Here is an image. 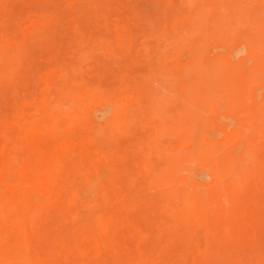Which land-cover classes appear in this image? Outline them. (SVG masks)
Masks as SVG:
<instances>
[{
  "label": "rangeland",
  "instance_id": "1",
  "mask_svg": "<svg viewBox=\"0 0 264 264\" xmlns=\"http://www.w3.org/2000/svg\"><path fill=\"white\" fill-rule=\"evenodd\" d=\"M233 1L234 0H0V150L3 147L1 152V154H3H0V169H2L0 173L3 174H0V184L2 183L0 190H4L3 192L0 191V195H3L0 199V205H4L5 208L4 213L0 215L2 217V219L0 217V220L6 223L3 225L4 222L0 221V228L3 227V229L0 230L3 235H7L0 239V249H2V247L4 248L6 244L14 245L16 241L24 242V244L27 245V248L24 246L25 253L27 252V254L33 255L35 251H39L38 254L36 253L38 257H35L36 254L33 255L34 259L36 258V263L38 262L37 264H112V261L113 264H116L117 261H121L122 259L125 264L127 261V264H135V255L133 256V261L129 262V259L132 260L130 255H132L133 252H138L136 253L137 258L135 259L136 263L140 262L138 264H147V262L149 264H264V20H262L264 18V0H235V3H232ZM261 16L263 18H261ZM258 19H260L259 22ZM256 23L258 24L256 25ZM231 24L233 26H231ZM175 29H178V31ZM176 31L180 32L176 33ZM242 32L243 34H241ZM240 35L242 40L240 39ZM253 35L255 37H253ZM256 36L258 39L260 38L259 41H257L258 39L255 41L257 38ZM19 44H21V48L17 50ZM242 45H245L246 48ZM256 45L257 48H255ZM237 48H240L241 51ZM22 49L23 52L21 51ZM13 51L14 53L16 51L14 55L17 56H14L15 58L12 57V59L9 58V56L11 53V56L13 55ZM17 51H19V55ZM236 53H238V55H236ZM231 54H233L236 59H234ZM258 56H260V59L262 57V59H258ZM20 57L21 59L19 60L18 58ZM235 60L236 62H234ZM243 61L245 63H243ZM216 64L218 67H215ZM193 65H195V68H193ZM258 66L260 67V72L262 71L263 73L258 72ZM257 67L258 70L256 71ZM213 69L215 74L212 72L213 76L212 74L209 75ZM203 70H206L207 73H203ZM249 70H251V74L248 72ZM194 71H196L195 74ZM230 71L231 75L229 74ZM234 71H236V73ZM9 73H11L10 76ZM16 73L18 78L15 77ZM20 74H22V77ZM13 75L15 79L17 78V80L20 79L22 81L18 82L12 79L11 76ZM196 75L198 76L196 77ZM214 75L215 78L213 81L215 82L212 81ZM210 77H212V79H210ZM203 78H206L204 80L205 83ZM216 78L217 80L220 78V81H216ZM252 80L255 82V85ZM216 82H218V84ZM207 83H209V85H207ZM249 83L253 85L249 86ZM202 84L206 85L205 88L204 85L202 87ZM210 84L215 87L212 86L213 88H211ZM225 84L227 85V90ZM3 85H5L4 88ZM6 85H8V88ZM221 85L223 86L221 87ZM189 86L195 87L193 88V92L189 90ZM206 87H209L208 90ZM203 89H206L204 90L205 93L200 91ZM229 89L232 90L230 91ZM235 89L236 91L238 90L237 95ZM107 91L110 93H107ZM194 91L200 92L195 93ZM224 91L227 93L225 94ZM15 92H17V94L13 97ZM34 93L37 95L38 100ZM193 93L194 95L196 94V96L191 95ZM222 93L226 95H224V98ZM228 93L229 95L227 96ZM38 94H40V97ZM197 94H199V96H197ZM11 96L14 98V101ZM112 98L113 100H111ZM187 98L194 99L188 100ZM217 98H219V100L221 98L222 101L220 100V102L222 103H220ZM238 98L240 99L238 100ZM184 99L187 104L184 102ZM118 100H120V102ZM86 101L87 103H85ZM11 102L13 103L11 104ZM194 102H196L195 108L200 109L197 112L194 107H190L192 104H195ZM68 103H70V105ZM138 103L141 104L140 107ZM106 104L111 105V109L110 107L109 109L110 111L112 110V114L109 110L106 112L103 108L106 107L107 109L108 106H106ZM129 104H131V106ZM188 104H190V106H187ZM199 104L202 105L200 106ZM223 104L225 106H223ZM49 106L51 109L47 110L46 107L49 108ZM126 106L128 108L133 107V109H128ZM124 107L125 109L123 110ZM86 108L88 109L86 110ZM240 108L243 109V111L240 110ZM183 109H186L187 113L186 111L183 112ZM44 110L49 112L47 113L48 115ZM72 110L76 111L72 113ZM121 110L122 113L124 112L123 115L120 112ZM189 110L190 114H188ZM246 110L248 111L246 112ZM108 111L110 115H105L109 114ZM181 111L183 113H181ZM199 111H202L203 114H208L203 115ZM50 113L54 115L57 114L55 117L53 115L55 120H51L50 117H52V115H49ZM185 113L190 115V123H188L186 118L185 122L181 123V120L183 121V118L185 116L187 117ZM193 113L196 117L192 116ZM71 114H73V117ZM101 114L105 116V118H102L103 116ZM180 114H184L182 116L183 118ZM197 114L199 115L197 116ZM124 115H126L127 118ZM121 116H123L122 119ZM175 116L176 118L178 117V120ZM96 117L97 119L101 117L103 120H100L101 118L97 120ZM46 118L51 120V122ZM190 118L192 119L191 121ZM194 118L198 119L195 120ZM261 118L263 120H261ZM259 120L262 121V123ZM235 121L238 127L235 125ZM256 121H259V123H256ZM106 122L112 123L108 125ZM227 122L230 124L228 126L229 128L227 127ZM252 122L255 123V126ZM35 123H39V126ZM162 124H164L163 128L161 127ZM165 124L167 128H164L166 127ZM113 125L115 127L117 125V128H113ZM191 125L193 127H191ZM234 126H236V128ZM186 127L188 128L186 129ZM243 127H246L245 129L253 127V129H251L250 132L249 130L246 132ZM192 128L193 130L196 128L195 133ZM182 129L183 132L185 129L187 131L189 130L188 132L185 130L186 134L190 133L191 130L194 135L198 132L196 138H199L201 134L202 136L199 139H196L192 133L189 134L190 136L188 134L186 136L185 133L182 136ZM227 129L229 130L225 133ZM171 131H173V133ZM257 131L259 133H257ZM146 132L151 133V135ZM199 133L201 134L199 135ZM247 133H249L253 142L251 140L249 142ZM31 134L33 137H31ZM243 134L244 137L242 136ZM203 135H205V137ZM211 135L213 139L210 141L209 137ZM240 136L242 137L240 138ZM149 137L150 140H148ZM183 137H188L185 139L186 142ZM191 138H193V140ZM28 139H31V142ZM151 139H154L155 142L153 143ZM20 140H23L24 143L22 144ZM190 140L194 144H188L191 142ZM25 142L29 145L31 143L30 146H32L33 149L29 147V145H26ZM149 142H151L153 146H151ZM213 142L216 144H213ZM46 143H48L49 146ZM240 143H242L241 145L243 148L241 147L238 149L239 147L237 145H240ZM247 143L250 145V148L247 146ZM186 144L188 146H186ZM197 145L198 147H196ZM154 146L160 148L157 147L155 149ZM193 146H195V148ZM28 148H30V150H28ZM47 148L52 153H47V151H49ZM230 148L233 150L235 148L234 153L236 150L241 151H237V157H239L238 160L240 161L243 160V157L247 159V156H251L248 160H252L254 165H252V163L250 164L248 161L246 163L242 161V166H239L240 161L236 162L237 158L232 156L234 153L232 154L233 150ZM34 149L35 153L38 150L39 154H33L34 151L32 150ZM158 149L161 150L159 151ZM190 149H192L193 153L190 152ZM223 149L226 151H223ZM178 150L180 151L177 152ZM27 151H31L29 152L30 155L27 154ZM200 151L201 154L199 153ZM227 153H231L228 159L232 161L230 164H227V167H224L225 165L223 164H226V162L224 160L222 161V159L227 158ZM244 153L246 157H242ZM31 154L32 156L34 155L33 157L35 159L39 158L37 161L48 156V159L46 158V160H42V162L46 161V164H49L46 165V169L49 170V172L44 169L45 162H43V164L37 162L38 164L36 166L38 167L39 165L41 168H37L39 171L34 168L33 171L31 163L33 164L34 160H32L33 162L29 160L27 162L26 159L29 158ZM216 154L220 155L216 156ZM160 155L163 160L166 158L169 159L166 160V165H164L165 161L163 163ZM24 157H26L25 163L19 161ZM49 157H51L53 163L49 161ZM87 157L90 158V162L87 160ZM31 159L32 157L30 160ZM195 159L198 163H193ZM220 159L221 161H219ZM16 160L19 165L16 164ZM116 162L119 163L115 165ZM7 164L8 166H6ZM11 164H16L20 168L16 165L12 166ZM119 164L122 165L120 166ZM247 164L252 165L256 169L250 165L247 166ZM24 165H26V167ZM162 165H164V167ZM206 165L208 166L207 168ZM214 165H217L218 169H215L213 167ZM23 166L25 169L28 167L30 170L23 169ZM51 166L52 168H49ZM113 166H115V168ZM118 166L121 168L119 169ZM124 167H127L125 169L126 172ZM21 168L24 170H22L24 173L18 172ZM153 168L155 172L152 170ZM10 169L12 170L11 173ZM115 169L120 173L123 171V173L117 174ZM238 169L239 171H233L238 177H232L234 175L232 170ZM40 170L42 171L40 172ZM202 170H204L202 175L206 173L204 178L202 177L205 181H202L203 179L201 178H197L201 176ZM26 171L29 172V174ZM151 171L155 174L151 173ZM12 172L16 174V176L18 175L17 177H20V179H16L17 182L15 180V175H7V173L12 174ZM25 172L26 175L28 174L27 176ZM38 172H40V174H38ZM45 172L46 174L48 173L47 176L49 175L47 182L46 180L44 181V179L47 178V176L44 175ZM114 172L115 176L112 175ZM243 172H246V175H244ZM30 173H32L34 180H31L32 177ZM34 173L37 174V176H34ZM41 173H44L42 174L43 176ZM207 173L208 178L206 177ZM217 174L219 176H217ZM229 174L232 179L228 177ZM255 174L257 175L256 178ZM22 175L26 176V179L22 178ZM53 175L55 176L53 177ZM251 175L253 177H251ZM102 176L105 177L102 178ZM110 176H112L113 179H111L112 177ZM116 176H118L119 179ZM241 176H244V178L242 179ZM178 177H180V183L177 181V179L179 180ZM217 177H220V179L223 178L222 181ZM54 178L57 179L54 180ZM58 180L59 182H57ZM98 180L99 183L97 182ZM214 180H217V183L221 182V184L218 183L220 186H218L217 183L215 184ZM232 180L236 182L234 183ZM183 181H185L184 184L182 183ZM3 182H6V184ZM92 182L98 184L96 185ZM226 182L229 183L227 184ZM40 183L45 185L42 187ZM9 184L10 188L8 186ZM36 184H38L39 187ZM31 185L33 186V192L30 190ZM148 185H150L151 189ZM233 185V190L236 188V190L233 191V193H235V195H233L234 197L231 196ZM64 186L66 189L70 187V189H68L69 195H67L68 192ZM164 186H166V188H163ZM221 186L226 190L221 188ZM51 187H54V190L56 187L58 189L56 188L54 191ZM158 187L161 188L158 189ZM60 188L61 190H59ZM90 188L91 191H87L88 189L90 190ZM48 189L52 191H48ZM158 191L159 193L162 192L159 194ZM228 191L231 193L229 195L231 197L226 193ZM14 193L17 194L14 196ZM29 193H31L32 196ZM224 195L226 197H223ZM26 196H28V198H26ZM34 196L37 198V201ZM188 197H191L197 202H192L190 205L192 207H187L186 209V207H184V200ZM100 198H102L101 200L104 199V201L101 202L98 200ZM167 198L173 203L169 202ZM27 199L28 201H26ZM181 199L183 200L181 201ZM208 199L213 201L210 205L206 204ZM89 200H91V202ZM123 202H125L127 206H125ZM130 202L133 205H129L128 203ZM114 204L119 205V207ZM238 206H243L242 208L244 209L240 207L239 209L236 208ZM168 207L173 210L170 212ZM115 208L116 210L118 208V211H116L118 214L115 212ZM122 210H125V213H123ZM107 211L110 212L108 213ZM26 212L29 214L28 216ZM169 212L170 214H166ZM6 213L8 220L3 217ZM12 215L14 217H12ZM42 215L44 216L42 217ZM89 215V218H85ZM95 215L98 220H95ZM115 215H118L117 217L121 215L119 217L121 221L119 218L115 217ZM180 215L183 217L181 218ZM184 215H187L186 217L188 218ZM175 216L178 217L176 218ZM46 219H48V221ZM198 219L201 222L203 220L202 224ZM195 220L198 221L195 222ZM123 221H125V223ZM37 222L39 223L37 224ZM117 223L119 225H117ZM163 223L165 224L163 225ZM167 223L175 225H168L169 227H167ZM195 223H198L197 227ZM13 224H16V227ZM84 224H86L87 228ZM20 225L23 229L20 228ZM188 225L196 228H188ZM160 226L161 228L163 226V230L166 228L168 229L163 233V230L158 228ZM198 227L201 228V230ZM197 228L201 232L205 229L204 233L200 234L199 232V234H197L196 231H199L196 230ZM11 229L12 231L14 230V232H12ZM46 231H49L50 234L45 233ZM89 231H91L92 234ZM98 231L100 234L97 233ZM160 231L161 233H159ZM176 231H178V233H176ZM148 233H151L152 239ZM21 234H23L22 237L26 239H22ZM95 234L98 237H96ZM55 235L59 236H56V239L51 238ZM192 235L193 239L190 238ZM45 236H47V238ZM187 236L190 237L187 238ZM159 237L162 240H160ZM181 237H183V239ZM4 238L5 240H3ZM48 238H50L51 241ZM64 238L67 239L65 240ZM98 238L104 242L100 241L99 243ZM186 238L187 243L185 241ZM36 239L41 240L36 241ZM1 240L3 242H1ZM53 240H55V242H53ZM63 240L65 242H63ZM79 241L82 244L78 245ZM89 241L93 244L90 246L88 243L89 249H85L87 244L85 245L84 243ZM101 242L103 244H101ZM184 243L187 244L185 245L186 247ZM114 244L118 246H114ZM28 245L33 246L28 247ZM41 245L45 247L43 248ZM49 245H51V247L54 246V248L52 247V249ZM71 245H73L74 249L71 248ZM100 245L105 248L103 253H101L102 247H100ZM46 246L48 247L46 248ZM108 247L110 252L108 251ZM117 247L119 249H117ZM121 247L123 248L121 249ZM39 248L44 253L45 251L47 252L46 256H42L45 254L41 252ZM91 250L92 252L96 251L93 253L94 255H92ZM122 250L126 251L123 252ZM149 252L152 253L150 255H152L151 257L153 258L155 257V260L148 256ZM124 253L126 255L130 254L128 256L129 259L127 258L124 260V258H122L123 255H125ZM143 253H147V255ZM57 254H59V256ZM93 258H97V262ZM90 260L94 262L92 263ZM123 262L117 263L123 264Z\"/></svg>",
  "mask_w": 264,
  "mask_h": 264
},
{
  "label": "bare ground",
  "instance_id": "2",
  "mask_svg": "<svg viewBox=\"0 0 264 264\" xmlns=\"http://www.w3.org/2000/svg\"><path fill=\"white\" fill-rule=\"evenodd\" d=\"M234 1H235V0H234ZM234 1H233L232 3H235ZM217 3H218V2H217ZM263 3H264V2H263ZM263 3H262V4H263ZM242 4H243V3H242ZM242 4H241V5H242ZM242 6H244V5H242ZM244 7H245V6H244ZM213 8H214V7H213ZM213 8H212V9H213ZM215 8H216V7H215ZM233 9H234V5H233ZM214 10H215V9H214ZM230 12H231V11H230ZM238 14H239V13H238ZM238 14H237V15H238ZM243 14H245V13H243ZM219 15H220V14H219ZM229 15H230V14H229ZM233 15H235V14H233ZM231 16H232V14H231ZM239 16H240V15H239ZM252 16H253V15H252ZM263 17H264V15H263ZM263 17L261 16V18H263ZM259 18H260V17H259ZM194 20H195V18H194ZM229 20H230V18H229ZM253 20H254V19H253ZM262 20H264V18H263ZM189 21H191V20H189ZM239 21H240V19H239ZM259 21H260V19H258V22H259ZM249 22H250V20H249ZM232 23H233V21H232ZM257 24H258V23H256V25H257ZM259 24H260V23H259ZM183 25H184V24H183ZM231 26H233V25L231 24ZM220 27H221V26H220ZM246 29H247V27H246ZM175 30L178 31V29H175ZM181 30H182V28H181ZM177 31H176V33H179V32H180V31H179V32H177ZM192 31H193V30H192ZM241 34H243V32H242ZM248 34H249V33H248ZM254 35H255V33H254ZM254 35H253V37H255ZM256 37H257V36H256ZM243 38H244V37H243ZM240 39L242 40L241 35H240ZM257 39H258V37L255 39V41H256ZM259 39H260V38H259ZM259 39H258L257 41H259ZM236 40H237V39H236ZM247 40H248V38H247ZM253 40H254V38H253ZM5 42H6V41H5ZM17 42H18V41H17ZM21 43H22V42H21ZM253 44H254V42H253ZM23 46H24V45H23ZM242 46H245V45H242ZM253 46H254V45H253ZM263 46H264V44H263ZM19 48H21V44H19V47L17 48V50H18ZM240 48H241V47H240ZM240 48H237V49L239 50ZM245 48H246V46H245ZM255 48H257V45H256ZM7 49H8V48H7ZM7 49H6V50H7ZM10 49H11V48H10ZM23 49H24V48H23ZM23 49L21 50L22 52H23ZM241 49H242V48H241ZM241 49H240V51H241ZM253 49H254V47H253ZM234 50H235V48H234ZM245 50H246V49H245ZM260 50H261V49H260ZM256 51H257V50H256ZM15 53H16V51H15ZM15 53H14V51H13V55L11 56V54H12V53H11V54H10L11 57L9 56V58H12V57H14V56L16 57L17 55H14ZM17 54L19 55V51H17ZM21 54H22V53H21ZM263 54H264V53H263ZM263 54H262V55H263ZM8 55H9V52H8ZM231 55H232L233 58H234V55H233V54H231ZM236 55H238V53H236ZM241 56H242V55H241ZM243 56H244V55H243ZM256 56H257V55H256ZM15 57H14V58H15ZM239 57H240V56H239ZM239 57H238V59H239ZM9 58H8V59H9ZM230 58H231V56H230ZM12 59H13V58H12ZM18 59L20 60L21 57L18 58ZM231 59H232V58H231ZM234 59H236V58H234ZM245 59H246V57H245ZM245 59H244V60H245ZM247 59H248V58H247ZM251 59H252V57H251ZM258 59H260V56H258ZM261 59H262V57H261ZM261 59H260V60H261ZM260 60H259V61H260ZM219 61H220V60H219ZM255 61H256V60H255ZM234 62H236V60H235ZM250 62H251V60H250ZM243 63H245V62L243 61ZM263 63H264V60H263ZM234 64H235V63H234ZM248 64H249V63H248ZM251 64H252V63H251ZM220 65H221V64H220ZM220 65H219V68H220ZM7 66H8V65H7ZM16 66H17V65H16ZM193 66H194L193 68H195V65H193ZM200 66H201V65H200ZM200 66H199V67H200ZM259 66H260V65H259ZM259 66H258V67H259ZM1 67H2V66H1ZM215 67H218L217 64H216ZM221 67H222V65H221ZM258 67H257L256 71L258 70ZM187 68H188V67H187ZM191 68H192V66H191ZM191 68H190V70H191ZM199 69H200V68H199ZM202 69H203V67H202ZM244 69H245V68H244ZM188 70H189V69H188ZM208 70H209V69H208ZM210 70H212V69H210ZM263 70H264V68H263ZM196 71H197V70H196ZM196 71H194V74H195ZM198 71H199V70H198ZM200 71H201V70H200ZM250 71H251V70H249L248 72H250ZM19 72H20V71H19ZM19 72H18V73H19ZM201 72H202V71H201ZM204 72H206V70H205V71L203 70V73H204ZM212 72H213V74H215V71H214V69H213V71H211V73H210L209 75H211ZM222 72H223V71H222ZM234 72L236 73V71H234ZM248 72H247V73H248ZM258 72H259V73H263L262 71L260 72V67H259ZM206 73H207V72H206ZM208 73H209V71H208ZM216 73H217V72H216ZM241 73H242V72H241ZM255 73H256V72H255ZM10 74H11V73H9V76H10ZM12 74H13V73H12ZM191 74H193V73H191ZM191 74H190V75H191ZM196 74H197V73H196ZM213 74H212V76H213ZM229 74L231 75V71H230ZM248 74H249V73H248ZM250 74H251V72H250ZM20 75H21V77H22V74H20ZM199 75H200V73H199ZM206 75H207V74H206ZM206 75H205V77H206ZM218 75H219V74H218ZM230 75H229V76H230ZM257 75H258V74H257ZM197 76H198V75H196V77H197ZM11 77H12V79L17 80V78H18V77H17V73H16V75H15V77H17L16 79L14 78V75L11 76ZM11 77H10V79H11ZM203 77H204V76H203ZM227 77H228V75H227ZM19 78H20V77H19ZM187 78H188V77H187ZM206 78H207V77H206ZM206 78H205V79H206ZM208 78H209V76H208ZM214 78H215V75H214L213 79H212V77H210V79H212V81L214 80ZM257 78H259V77H257ZM10 79H9V80H10ZM36 79H37V78H36ZM205 79L203 78V81H204ZM188 80H189V79H188ZM236 80H237V79H236ZM238 80H239V79H238ZM17 81L19 82V81H22V80L19 79V80H17ZM194 81H195V80H194ZM216 81H220V78H218V80H217V78H216ZM225 81H226V80H225ZM229 81H230V80H229ZM233 81H234V80H233ZM252 81H253V80H252ZM0 82H1V81H0ZM12 82H13V81H12ZM14 82H15V81H14ZM199 82H202V81H199ZM209 82H211V81H209ZM213 82H215V81H213ZM238 82H239V81H238ZM253 82H254V81H253ZM5 83H6V82H5ZM10 83H11V82H10ZM185 83H187V82H185ZM204 83H205V81H204ZM216 83L218 84V82H216ZM220 83H221V82H220ZM225 83H226V82H225ZM231 83H232V82H231ZM235 83H236V82H235ZM257 83H258V82H257ZM6 84H7V83H6ZM196 84H197V83H196ZM226 84H227V83H226ZM226 84H225V86H226V90H227V85H226ZM228 84H229V82H228ZM233 84H234V83H233ZM233 84H232V85H233ZM240 84H241V82H240ZM13 85H14V84H13ZM13 85H12V86H13ZM203 85H204V84H202V87H203ZM207 85H209V83H207ZM210 85H211L210 87L213 88L212 86H214V85H212V84H210ZM234 85H235V84H234ZM252 85H253V84L249 83V86H252ZM254 85H255V82H254ZM257 85H258V84H257ZM263 85H264V84H263ZM4 86H5V85H3V88H4ZM6 86H7V88H8V85H6ZM194 86H197V85H194ZM199 86H200V85H199ZM199 86H198V87H199ZM205 86H206V85H204V88H205ZM222 86H223V85H221V87H222ZM214 87H215V86H214ZM217 87H219V86H217ZM11 88H12V87H11ZM65 88H66V87H65ZM65 88H63V89H65ZM189 88H190L189 90H192V92H193V88H195V87H193V86L190 87V86H189ZM206 88H207V87H206ZM208 88H209V87H208ZM208 88H207V90H208ZM211 88H210V89H211ZM230 88H231V87H230ZM263 88H264V87H263ZM69 89H70V88H69ZM210 89H209V91H210ZM216 89H217V88H216ZM238 89H239V88H238ZM240 89H241V88H240ZM6 90H7V89H6ZM14 90H15V89H14ZM67 90H68V89H67ZM204 90H206V89H203V90H200V91H201V92L203 91L202 93H205ZM221 90H222V89H221ZM229 90L231 91L232 89H229ZM244 90H245V89H244ZM259 90H260V89H259ZM262 90H263V89H262ZM10 91H11V90H10ZM15 91H16V90H15ZM70 91H71V90H70ZM89 91H90V90H89ZM187 91H188V90H187ZM200 91H197V92L194 91V92H195V93H198V92H200ZM222 91H223V90H222ZM235 91H236V89H235ZM237 91H238V90H237ZM237 91H236V95H237ZM12 92H13V91H12ZM67 92H69V91H67ZM72 92H74V91H72ZM105 92H106V91H105ZM105 92H104V93H105ZM210 92H211V91H210ZM224 92H225V91H224ZM240 92H241V91H240ZM107 93H110V92L107 91ZM111 93H114V92H111ZM185 93H187V92H185ZM185 93H184V94H185ZM202 93H201V94H202ZM214 93H215V92H214ZM216 93H217V92H216ZM226 93H227V92H225V94H226ZM233 93H234V92H233ZM16 94H17V92H15V95L13 94V97H15ZM31 94H32V93H31ZM34 94H35V93H34ZM70 94H71V93H70ZM206 94H207V93H206ZM218 94H219V92H218ZM218 94H217V95H218ZM225 94L222 93L223 98H224V95H225ZM240 94H242V93H240ZM27 95H28V94H27ZM35 95H36V94H35ZM35 95H34V96H35ZM38 95H39V97H40V94H38ZM112 95H114V94H112ZM188 95H189V94H188ZM191 95L196 96V94L194 95V93L191 94ZM228 95H229V93L227 94V96H228ZM234 95H235V94H234ZM34 96H33V97H34ZM185 96H186V95H185ZM197 96H199V94H197ZM215 96H216V95H215ZM219 96H221V95H219ZM225 96H226V95H225ZM240 96H241V95H240ZM11 97H12V96H11ZM11 97H10V98H11ZM13 97H12V100L14 99ZM36 97H37V95H36ZM221 97H222V96H221ZM235 97H236V96H235ZM238 97H239V95H238ZM29 98H31V97H29ZM42 98H43V97H42ZM191 98H192V96H191ZM191 98H190V99L187 98V99H188V100H193V99H194V98H193V99H191ZM195 98H196V97H195ZM200 98H201V96H200ZM200 98H199V99H200ZM205 98H206V97H205ZM227 98H228V97H227ZM36 99L38 100V97H37ZM201 99H202V98H201ZM203 99H204V97H203ZM217 99L219 100V98H217ZM232 99H233V98H232ZM239 99H240V98H238V100H239ZM29 100H31V99H29ZM32 100H33V99H32ZM107 100H108V99H107ZM111 100H113V98H112ZM211 100H212V99H211ZM220 100H221V98H220ZM220 100H219V102H220ZM225 100H226V99H225ZM13 101H14V100H13ZM91 101H92V100H91ZM114 101H115V100H114ZM114 101H113V102H114ZM118 101L120 102V100H118ZM201 101H202V100H201ZM206 101H207V99H206ZM214 101H215V98H214ZM221 101H222V100H221ZM226 101H228V100H226ZM30 102H31V101H30ZM121 102H122V101H121ZM184 102L187 104V102L185 101V99H184ZM202 102H203V101H202ZM202 102H201V103H202ZM12 103H13V102H11V104H12ZM15 103H16V101H15ZM15 103H14V104H15ZM85 103H87V101H86ZM89 103H91V102H89ZM89 103H88V105H89ZM189 103H190V102H189ZM194 103H195V104H192V105H194V106H192V105L190 106L191 103L188 104L187 106H190V107H194V108H195L196 102H194ZM207 103H208V102H207ZM217 103H218V102H217ZM220 103H222V102H220ZM224 103H225V102H224ZM227 103H228V102H227ZM240 103H241V102H240ZM262 103H263V102H262ZM32 104H33V103H32ZM43 104H44V103H43ZM43 104H42V106H43ZM68 104L70 105V103H68ZM68 104H65V105H68ZM71 104H72V103H71ZM93 104H94V103H93ZM98 104H99V103H98ZM98 104H97V105H98ZM204 104H205V103H204ZM242 104H243V103H242ZM33 105H34V104H33ZM53 105H54V104H53ZM53 105H52V106H53ZM94 105H96V104H94ZM109 105H110V104H109ZM109 105L106 104V106H108L107 109H106V107H103V106H101V107H103V108L105 109V111L107 112V110L110 111V109H111V105H110V106H109ZM122 105H123V102H122ZM122 105H121V106H122ZM129 105L131 106V104H129ZM129 105H128V106H129ZM138 105H139V107H140L141 104L138 103ZM199 105H200V104H199ZM199 105H198V106H199ZM201 105H202V104H201ZM201 105H200V106H201ZM212 105H213V104H212ZM214 105H215V104H214ZM219 105H220V104H219ZM221 105H222V104H221ZM244 105H245V104H244ZM113 106H114V104H113ZM132 106H133V105H132ZM184 106H185V104H184ZM198 106H197V108H198ZM200 106H199V107H200ZM223 106H225V105L223 104ZM65 107H66V106H65ZM84 107H85V106H84ZM109 107H110V109H109ZM207 107H208V105H207ZM239 107H241V106H239ZM239 107H238V108H239ZM52 108H55V107H52ZM103 108H102V109H103ZM126 108H128V107L126 106ZM186 108H187V107H186ZM194 108H192V109H194ZM242 108H243V106H242ZM245 108H246V106H245ZM245 108H244V109H245ZM46 109L49 110V109H51V108H50V106H49V108L46 107ZM87 109H88V108H86V110H87ZM104 109H103V111H104ZM124 109H125V107L123 108V110H124ZM128 109H133V107H131V108L129 107ZM134 109H135V108H134ZM188 109H189V108H188ZM188 109H187V110H188ZM192 109H191V110H192ZM195 109H196V108H195ZM227 109H228V108H227ZM33 110H34V108H33ZM47 110H44L46 114L49 113V112H47ZM126 110H127V109H126ZM137 110H138V109H137ZM137 110H136V111H137ZM183 110H184V109H183ZM198 110H200V109H199V108L196 109V112H197ZM205 110H206V109H205ZM240 110L243 111V109H241V108H240ZM240 110H238V111H240ZM44 111H43V112H44ZM75 111H76V110H75ZM75 111L72 110V113H74ZM109 111H108V113H109ZM111 111H112V110H111ZM111 111H110V112H111ZM158 111H159V110H158ZM179 111H180V110H179ZM185 111H186V109H185L183 112H185ZM202 111H203V110H202ZM202 111H201V112L199 111V112H200L201 114H203L204 111H203V113H202ZM247 111H248V110H246V112H247ZM257 111H258V110H257ZM40 112H42V111H40ZM53 112H54V111H53ZM101 112H102V111H101ZM120 112L122 113V110H121ZM125 112H126V111H125ZM183 112L181 111V113H183ZM196 112H195V114H196ZM54 113H55V112H54ZM99 113H100V112H99ZM102 113H104V112H102ZM112 113H113V112H111V114H112ZM123 113H124V112H123ZM123 113H122V115H123ZM186 113H187V111H186ZM186 113H185V114H186ZM191 113H192V112H191ZM228 113H229V111H228ZM136 114H137V113H136ZM188 114H190V110L188 111ZM205 114H206V113H205ZM205 114H203V115H205ZM207 114H208V113H207ZM207 114H206V115H207ZM236 114H237V113H236ZM242 114H243V113H242ZM47 115H48V114H47ZM49 115H52V117H53L54 114H53V113H52V114L50 113ZM56 115H57V114H56ZM56 115H54V117H55ZM71 115H72V117H73V114H71ZM71 115H70V116H71ZM101 115H102V114H101ZM105 115H110V113H109V114H105ZM127 115H128V114H127ZM183 115H184V114H180L181 117H182ZM186 115H187V114H186ZM198 115H199V114H197V116H198ZM244 115H245V114H244ZM70 116H69V117H70ZM102 116H103V115H102ZM124 116L127 118L126 115H124ZM176 116H178V115H176ZM176 116H175V118H176ZM192 116H193V117L195 116L194 113H193ZM245 116H246V115H245ZM247 116H248V115H247ZM263 116H264V115H263ZM52 117H50L51 120H52V121L55 120L54 117H53V119H52ZM122 117H123V116H121V119H122ZM125 117H124V118H125ZM187 117H188V118H187ZM187 117H186V116H185L184 118L182 117L184 120H183V121L181 120V123H182V122H185L186 119H187L188 123H190V122H189V117H190V115H187ZM193 117H192V118H193ZM195 117H196V116H195ZM199 117H201V116H199ZM199 117H198V118H199ZM203 117H204V116H203ZM236 117H237V115H236ZM242 117H243V116H242ZM251 117H252V116H251ZM70 118H71V117H70ZM100 118H101V117H100ZM100 118H99V119H100ZM102 118H105V116H103ZM102 118H101L100 120H103ZM116 118H117V117H116ZM124 118H123V120H124ZM177 118H178V117H177ZM177 118H176V119H177ZM179 118H180V117H179ZM185 118H186V119H185ZM198 118H194V119L196 120V119H198ZM238 118H241V117H238ZM244 118H245V117H244ZM46 119H47V118H46ZM48 119H49V117H48ZM48 119H47V120H48ZM71 119H72V118H71ZM96 119H97V117H96ZM99 119H97V120H99ZM173 119H174V118H173ZM173 119H172V120H173ZM201 119H202V118H201ZM203 119H204V118H203ZM205 119H206V117H205ZM226 119H227V118H226ZM259 119H260V118H259ZM51 120H48V121L51 122ZM113 120H114V119H113ZM128 120H129V119H128ZM177 120H178V119H177ZM191 120H192V119L190 118V121H191ZM199 120H200V118H199ZM231 120H232V119H231ZM261 120H263V119L261 118ZM5 121H6V120H5ZM5 121H4V122H5ZM197 121H198V120H197ZM203 121H204V120H203ZM232 121H233V120H232ZM236 121H237V120H236ZM236 121H235V125H237ZM241 121H242V120H241ZM259 121H260V120H259ZM259 121H256V123H257V122L259 123ZM200 122H201V120H200ZM243 122H244V121H243ZM254 122H255V121H254ZM254 122H252V123H253L254 126H255V123H254ZM260 122L262 123V121H260ZM263 122H264V121H263ZM39 123H41V122H39ZM39 123H38V124H39ZM70 123H71V122H70ZM106 123H108V122H106ZM111 123H112V122H111ZM111 123H108V125L111 124ZM126 123H127V122H126ZM128 123H129V121H128ZM165 123H167V122H165ZM195 123H196V122H195ZM195 123H194V124H195ZM203 123H204V122H203ZM240 123H241V122H240ZM35 124L38 125L37 123H35ZM116 124H117V123H116ZM173 124H175V123H173ZM185 124H186V123H185ZM185 124H184V125H185ZM194 124H193V125H194ZM196 124H197V123H196ZM36 125H35V126H36ZM47 125H48V124H47ZM47 125H46V126H47ZM120 125H121V124H120ZM120 125H119V126H120ZM165 125H166V124H165ZM175 125H176V124H175ZM186 125H187V124H186ZM207 125H208V124H207ZM229 125H230V124L227 122V127H228ZM241 125H242V124H241ZM251 125H252V124H251ZM260 125H261V124H260ZM260 125H259V126H260ZM19 126H20V125H19ZM38 126H39V125H38ZM113 126H114V125H113ZM121 126H122V125H121ZM121 126H120V127H121ZM163 126H164V124H162L161 127L163 128ZM177 126H178V125H177ZM188 126H189V124H188ZM245 126H246V125H245ZM17 127H18V126H17ZM17 127H16V128H17ZM42 127H43V126H42ZM49 127H50V126H49ZM55 127H56V126H55ZM97 127H98V126H97ZM173 127H174V126H173ZM191 127H193V126L191 125ZM191 127H190V128H191ZM234 127L236 128V126H234ZM237 127H238V125H237ZM239 127H240V126H239ZM241 127H242V126H241ZM248 127H249V126H248ZM256 127H257V125H256ZM35 128H36V127H35ZM37 128H38V127H37ZM47 128H48V127H47ZM113 128H117V125H116V127L114 126ZM122 128H123V126H122ZM164 128H167V125H166V127H164ZM174 128H175V127H174ZM176 128H177V127H176ZM178 128H179V126H178ZM187 128H188V127H186V129H187ZM228 128H229V127H228ZM245 128H246V127H245ZM245 128L243 127V129L246 130V132H248L247 130H249V132H250V130L253 129V127L249 128V129H245ZM257 128H258V127H257ZM94 129H95V127H94ZM168 129L172 130L171 128H168ZM168 129H167V130H168ZM186 129H185V130H186ZM195 129H196V128H194V130H193V128H192V130L194 131V133H195ZM21 130H22V129H21ZM103 130H104V129H103ZM112 130H113V129H112ZM123 130H124V129H123ZM159 130H160V128H159ZM167 130H166V131H167ZM185 130H184V132H183V129H182V132H183L182 136L184 135V133L186 134V132L189 131V130H188V131L186 130V132H185ZM192 130H191L190 133H192ZM228 130H229V129H227V131H225V133L228 132ZM47 131H48V129H47ZM55 131H56V130H55ZM105 131H106V130H105ZM148 131H149V130H148ZM178 131H179V130H178ZM197 131H198V129H197ZM197 131H196V132H197ZM29 132H30V131H29ZM45 132H46V131H45ZM110 132H111V131H110ZM113 132H114V130H113ZM171 132L173 133V131H171ZM179 132H180V131H179ZM230 132H231V131H230ZM0 133H1V132H0ZM31 133H32V132H31ZM43 133H44V132H43ZM146 133H148V132H146ZM174 133H175V132H174ZM190 133H187V134L189 135ZM197 133H198V132H197ZM197 133H196V135H197ZM242 133H243V132H242ZM257 133H259V132L257 131ZM27 134H28V133H27ZM29 134H30V133H29ZM32 134H33V133H32ZM32 134H31V137H33ZM51 134H52V132H51ZM110 134H111V133H110ZM110 134H109V135H110ZM148 134L151 135V133H148ZM187 134H186V136H187ZM200 134H201V133H199V135H200ZM227 134H228V133H227ZM245 134H246V133H245ZM260 134H261V132H260ZM33 135H34V134H33ZM46 135H47V134H46ZM100 135H101V134H100ZM105 135H106V133H105ZM192 135H194V134L192 133ZM196 135H194L195 138H196ZM28 136H29V135H28ZM42 136H43V135H42ZM189 136H190V135H189ZM189 136H188V137H189ZM201 136H202V134H201ZM201 136H200V137H201ZM203 136L205 137V135H203ZM220 136H221V135H220ZM228 136H229V135H228ZM228 136H227V137H228ZM242 136L244 137V134H243ZM242 136H240V138H241ZM247 136H248V138H249V142H250V140L252 141V138H250L249 133H247ZM31 137H30V138H31ZM150 137H151V136H150ZM150 137L148 138V140H150ZM188 137H187V138H188ZM200 137H199V138H200ZM210 137H211V138H210ZM210 137H209V140L211 141V140L213 139V138H212V135H211ZM229 137H230V136H229ZM238 137H239V136H238ZM245 137H246V136H245ZM3 138H4V137H3ZM5 138H7V137H5ZM40 138H41V137H40ZM55 138H56V137H55ZM183 138H184V140L187 139V138H185V137H183ZM199 138H196V139H199ZM218 138H220V137H218ZM26 139H27V137H26ZM191 139L193 140V138H191ZM238 139H239V138H238ZM18 140H19V139H18ZM28 140L30 141L31 139H28ZM28 140H27V141H28ZM32 140H33V138H32ZM34 140H35V139H34ZM41 140H43V139H41ZM44 140H45V139H44ZM151 140L153 141V143L155 142L154 139H151ZM20 141L22 142V144L24 143L23 140H20ZM25 141H26V140H25ZM45 141H46V140H45ZM52 141H53V140H52ZM152 141H151V142H152ZM190 141H191V140H190ZM194 141H195V140H194ZM197 141H198V140H197ZM235 141H236V140H235ZM240 141H241V140H240ZM30 142H31V141H30ZM33 142H34V141H33ZM151 142H149L150 145H151ZM185 142H186V140H185ZM214 142H215V141H214ZM214 142H213V144H216V143H214ZM226 142H227V141H226ZM252 142H253V141H252ZM25 143H26V145H29V144H27V142H25ZM28 143H29V142H28ZM57 143H58V142H57ZM153 143H152V144H153ZM191 143H192V141H191L190 143H188V144H191ZM220 143H221V142H220ZM231 143H232V142H231ZM32 144H33V143H32ZM34 144H36V143H34ZM46 144L48 145V143H46ZM52 144H53V143H52ZM156 144H157V143H156ZM192 144H194V143H192ZM203 144H205V143H203ZM213 144H212V145H213ZM241 144H242V143H240V145H241ZM253 144H254V143H253ZM30 145H31V143H30ZM30 145H29V147L32 148V146H30ZM50 145H51V144H50ZM201 145H202V144H201ZM201 145H199V146H201ZM240 145H239V144L237 145V146L239 147V148L237 147L238 149H240L241 147L243 148V146H242V145L240 146ZM255 145H256V144H255ZM1 146H3V145H1ZM48 146H49V145H48ZM53 146H54V145H53ZM151 146H153V145H151ZM158 146H159V145H158ZM158 146H157V147H158ZM181 146H182V145H181ZM186 146H188V145L186 144ZM226 146H228V145H226ZM231 146H232V145H231ZM247 146L250 148V145H248V143H247ZM33 147H34V145H33ZM84 147H85V146H84ZM157 147L154 146L155 149H156ZM193 147L195 148V146H193ZM193 147H191V148H193ZM196 147H198V145H197ZM201 147H202V146H201ZM208 147H209V146H208ZM208 147H207V148H208ZM37 148H38V146H37ZM42 148H43V147H42ZM42 148H41V149H42ZM50 148H51V146H50ZM158 148H160V147H158ZM209 148H210V147H209ZM226 148H227V147H226ZM231 148H232V147H231ZM231 148H230V149H231ZM237 148H236V149H237ZM2 149H3V147H2L1 150H0V154H1V152H2ZM32 149H33V148H32ZM247 149H248V148H247ZM28 150H30V148H28ZM47 150H49V149L47 148ZM158 150H159V149H158ZM160 150H161V149H160ZM160 150H159V151H160ZM190 150H191V151H190ZM190 150H189V151L193 153L192 149H190ZM231 150H233V149H231ZM234 150H235V148H234ZM234 150H233V152H232V151H230V152H232V154H233V153H234ZM245 150H246V149H245ZM32 151H34V152H33V154H34V153H35V149L32 150ZM45 151H46V150H45ZM53 151H54V150H53ZM89 151H90V150H89ZM89 151H88V152H89ZM156 151H157V150H156ZM179 151H180V150H178L177 152H179ZM186 151H188V150H186ZM186 151H184V152H186ZM194 151H195V150H194ZM223 151H226V150L223 149ZM237 151H239V150H236V152H235L232 156H235V158H237V161H236V162H239L240 160H238L239 157H237V156H238ZM256 151H257V150H256ZM29 152H31V151H27V154H28V155H30ZM48 152H51V151L49 150V151H47V153H48ZM219 152H220V151H219ZM239 152H241V151H239ZM40 153H41V152H40ZM47 153H46V155H47ZM51 153H52V152H51ZM113 153H114V152H113ZM115 153H116V152H115ZM199 153L201 154V151H200ZM242 153H243V152H242ZM256 153H257V152H256ZM2 154H3V153H2ZM2 154H1V155H2ZM27 154H25V155H27ZM37 154H39V153H38V150L36 151L35 155H37ZM43 154H45V153H43ZM58 154H59V152H58ZM89 154H90V153H89ZM116 154H119V153H116ZM181 154H183V153H181ZM205 154H206V153H205ZM220 154H221V152H220ZM220 154H219V155H220ZM230 154H231V153H227V154H226V157H227V158H224V157H223L224 154L222 155V157L224 158V159H222V161L224 160V161L226 162V164H223V165H225L224 167H227V166H228L227 164H230L231 161H232V160H229V159H228V158L230 157ZM235 154H237V155H235ZM5 155H6V152H5ZM28 155H27V156H28ZM164 155H165V154H164ZM164 155H163V156H164ZM217 155H218V154H216V156H217ZM219 155H218V156H219ZM240 155H241V154H240ZM247 155H248V154H247ZM253 155H255V154H253ZM33 156H34V155H33ZM33 156H32V154H31V156H29V158L24 157L22 160L20 159L19 161H22L23 163H25V162H26L25 158L27 159V162H28V160H29L30 162H33L32 160H34V163H33L34 165L31 163V165H32V167H33L32 170H33L34 168H35V170H37V168L39 167V165H38V167L36 166V165L38 164L37 162H41L42 164H43V162H45V163H44V164H45V168H44V169L47 168L46 165H49V164H46V161H43V162H42V160H46V158H47L48 156L46 157V156L44 155L45 157H43V156L41 155V156L43 157V159L41 158L40 161H37L39 158L35 159ZM111 156H112V155H111ZM111 156H110V157H111ZM160 156H161V155H160ZM243 156L246 157L245 153L242 155V157H243ZM255 156H256V155H255ZM1 157H2V156H1ZM31 157H32V159L30 160ZM51 157H52V156H51ZM51 157H49V158H50L49 161L53 163V161H51ZM110 157H109V158H110ZM164 157H166V156H164ZM167 157H168V156H167ZM174 157H175V156H174ZM250 157H251V156H247V159H244V157H243V158H242V159H243L242 161H244L245 163L248 161L250 164L252 163V165H254V162H253L252 160H251L252 162L248 160V158L250 159ZM252 157H253V156H252ZM260 157H261V156H260ZM87 158H88L87 160L89 161L90 158H89V157H87ZM114 158H116V157H114ZM114 158H113V159H114ZM160 158L163 160L162 156H161ZM218 158H219V157H218ZM235 158H234V159H235ZM255 158H259V157H255ZM47 159H48V158H47ZM107 159H108V158H107ZM116 159H117V158H116ZM122 159H123V158H122ZM167 159H168V158H166L165 160H163V163H164V161H165L164 165H166V160H167ZM226 159H227V160H226ZM52 160H54V159H52ZM87 160H86V161H87ZM147 160H148V159H147ZM168 160H169V159H168ZM245 160H246V161H245ZM24 161H25V162H24ZM47 161H48V160H47ZM170 161H171V160H170ZM192 161H193V160H192ZM194 161H195V162H193V163H196V162H197L196 159H195ZM219 161H221V159H220ZM242 161L239 162V163H240L239 166H240V165L242 166ZM257 161H258V160H257ZM50 162H48V163H50ZM89 162H90V161H89ZM189 162H190V161H189ZM244 162H243V163H244ZM255 162H256V159H255ZM118 163H119V162H118ZM118 163L116 162V164H115V163H113V164L117 165ZM191 163H192V162H191ZM197 163H198V162H197ZM201 163H202V162H201ZM221 163H222V162H221ZM259 163H260V162H259ZM259 163H257V164H259ZM16 164H18V163H17V160H16ZM16 164H11V165L13 166V165H16ZM84 164H87V163H84ZM188 164H190V163H188ZM188 164H187V165H188ZM205 164H206V163H205ZM236 164H237V163H236ZM250 164H247V166H249ZM2 165H3V164H2ZM18 165H19V164H18ZM18 165H16V166L19 167ZM31 165H30V166H31ZM76 165H77V164H76ZM87 165H88V164H87ZM91 165H92V164H91ZM119 165H120V164H119ZM121 165H122V164H121ZM121 165H120V166H121ZM164 165H162V166L164 167ZM185 165H186V164H185ZM201 165H203V164H201ZM252 165H250V166H252ZM6 166H8V164H7ZM12 166H11V167H12ZM16 166H15V168L17 169ZM21 166H22V163H21ZM24 166L26 167V165H24ZM24 166L22 167L23 169H25ZM27 166L29 167L28 164H27ZM34 166H35V167H34ZM40 166H41V165H40ZM43 166H44V165H43ZM123 166H124V165H123ZM123 166H122V168H123ZM153 166H154V165H153ZM167 166H168V165H167ZM170 166H171V165H170ZM204 166H205V165H204ZM28 167H27L26 169H28ZM111 167H112V165H111ZM113 167L115 168V166H113ZM116 167H117V166H116ZM207 167H208V166L206 165V168H207ZM213 167H214L215 169H218V166H217V165H216V166L214 165ZM213 167H212V168H213ZM235 167H236V165H235ZM237 167H238V166H237ZM252 167H253V166H252ZM252 167H251V168H252ZM255 167H256V166H255ZM19 168H20V167H19ZM22 168L19 169L18 172L24 173V172H22V170H23ZM30 168H31V167H30ZM39 168H41V167H39ZM49 168H52V166L49 167ZM88 168H89V167H88ZM118 168L120 169L121 167L118 166ZM126 168H127V167H126ZM126 168L124 167V170H125ZM135 168H136V167H135ZM173 168H174V167H173ZM173 168H172V169H173ZM253 168H254V167H253ZM11 169H12V168H11ZM11 169H10V173H11V171H12ZM26 169H25V170H26ZM59 169H60V166H59ZM63 169H64V168H63ZM76 169H77V167H76ZM119 169H118V170H119ZM130 169H131V168H130ZM161 169H163V168H161ZM234 169H235V168H234ZM240 169H241V167H240ZM254 169H256V168H254ZM0 170H2V169H0ZM20 170H21V171H20ZM28 170H30V169H28ZM28 170H27V171H28ZM42 170H43V169H42ZM42 170H40V172H41ZM46 170H47V169H46ZM46 170H44V171H46ZM50 170H51V169H50ZM84 170H85V169H84ZM115 170H116L115 172H116L117 174H118V173H119V174L123 173L122 170H121V171H122L121 173L118 172L117 169H115ZM128 170H129V168H128ZM131 170H132V169H131ZM135 170H136V169H135ZM152 170H154V168H153ZM158 170H159V169H158ZM208 170H209V169H208ZM227 170H228V169H227ZM16 171H17V170H16ZM23 171H24V170H23ZM27 171H26V172H27ZM33 171H34V170H33ZM37 171H39V170H37ZM37 171H36V172H37ZM47 171L49 172V170H47ZM52 171H55V170H52ZM171 171H172V170H171ZM203 171H204V170L201 171V176H199V177H197V178H201V179L204 178V175H205L206 173H205L204 175H202V173H204ZM233 171L236 172V171H239V169H238V170H232V173L234 174V175L232 174V175H233L232 177H234V176H235V177H238V175H235V173H234ZM244 171H245V170H244ZM246 171H247V170H246ZM0 172H2V171H0ZM18 172H16V173H18ZM26 172H25V175H26ZM31 172H32V171H31ZM40 172H38V174H40ZM80 172H82V171H80ZM115 172H114V174L112 173V175L115 176ZM125 172H126V170H125ZM130 172H131V171H130ZM136 172H137V170H136ZM142 172H143V171H142ZM154 172H155V170H154ZM157 172H158V171H157ZM161 172H162V171H161ZM163 172H164V171H163ZM178 172H179V171H178ZM209 172H210V171H209ZM27 173L29 174V172H27ZM52 173H53V172H52ZM151 173H153V172L151 171ZM179 173H180V172H179ZM230 173H231V172H230ZM237 173H238V172H237ZM237 173H236V174H237ZM243 173H244V175H246V174H245L246 172H243ZM248 173H249V172H248ZM256 173H257V171H256ZM0 174L3 175L2 173H0ZM28 174H27V175H28ZM30 174H31L30 176L32 177V176H33L32 173H30ZM42 174H44V173H41V175H42ZM47 174H48V173H47ZM47 174H46V172H45L44 175L47 176ZM53 174H54V173H53ZM117 174H116V175H117ZM130 174H132V173H130ZM153 174H155V173H153ZM171 174H172V173H171ZM199 174H200V173H199ZM240 174H241V173H240ZM4 175H5V176H7V175H9V176H10V175H15V180H16L17 178L20 179V177H17L18 175L16 176V174H13V172H12V174H8V173H7V175H6V174H4ZM27 175H26V176H27ZM84 175H85V174H84ZM88 175H89V174H88ZM136 175H137V174H136ZM164 175H165V174H164ZM175 175H176V174H175ZM241 175H242V174H241ZM252 175H253V174H252ZM252 175H251V177H253ZM255 175H256V174H255ZM26 176L22 175V178H25V179H26ZM34 176H37V174L34 173ZM39 176H40V175H39ZM42 176H43V175H42ZM50 176H51V175H50ZM54 176H55V175H53V177H54ZM118 176H119V175H118ZM118 176H116V177L119 179ZM166 176H167V175H166ZM166 176H164V177H166ZM193 176H194V175H193ZM217 176H219V175L217 174ZM239 176H240V175H239ZM56 177H58V176H56ZM103 177H105V176H102V178H103ZM110 177H112V176H110ZM130 177H131V175H130ZM195 177H196V175H195ZM202 177H203V178H202ZM206 177L208 178V173H207V176H206ZM206 177H205V178H206ZM228 177L231 178L230 174L228 175ZM241 177H242V179L244 178V176H241ZM256 177H257V175L255 176V178H256ZM51 178H52V177H51ZM63 178H64V177H63ZM63 178H61V179H63ZM92 178H93V177H92ZM153 178H154V177H153ZM174 178H175V176H174ZM178 178H179V180L177 179V181L179 182V181H180V177H178ZM209 178H212V177H209ZM217 178H218V177H217ZM225 178H226V177H225ZM225 178H224V181H225ZM2 179H3V177H2ZM28 179L30 180L29 177H28ZM48 179H49V175L47 176V178L44 179V181L46 180V182H47ZM55 179H57V178H54V180H55ZM107 179H108V178H107ZM111 179H113V177H112ZM201 179H200V180H201ZM218 179L222 181L223 178L220 179V177H219ZM218 179H217V180H218ZM226 179H228V178H226ZM231 179H232V178H231ZM250 179H251V178H250ZM29 180H28V181H29ZM31 180H34V178L32 177ZM42 180H43V179H42ZM59 180H60V179H59ZM59 180H58L57 182H59ZM131 180H132V179H131ZM174 180H175V179H174ZM195 180H196V179H195ZM217 180H216V181H217ZM44 181H43V183H44ZM49 181H50V180H49ZM114 181H115V180H114ZM149 181H150V180H149ZM172 181H173V179H172ZM185 181H186V180H185ZM185 181H183L182 183L184 184ZM202 181H205V180L203 179ZM202 181H201V182H202ZM214 181H215V180H214ZM216 181L214 182L215 184L217 183ZM240 181H242V180H240ZM240 181H239V182H240ZM16 182H17V180H16ZM16 182H15V183H16ZM33 182H34V181H33ZM33 182H32V183H33ZM40 182H41V181H40ZM55 182H56V181H55ZM60 182H61V180H60ZM63 182H64V181H63ZM68 182H69V181H68ZM97 182L99 183V180H98ZM101 182H102V181H101ZM105 182H106V181H105ZM169 182H170V181H169ZM206 182H207V180H206ZM232 182L235 183L236 181H233V180H232ZM3 183L6 184V182H3ZM30 183H31V181H30ZM30 183H29V184H30ZM36 183H37V182H36ZM72 183H73V182H72ZM74 183H75V181H74ZM92 183H93V182H92ZM94 183H95V182H94ZM94 183H93V184H94ZM98 183H97V184H98ZM103 183H104V182H103ZM107 183H108V182H107ZM107 183H106V184H107ZM112 183H113V182H112ZM123 183H124V182H123ZM146 183H147V181H146ZM171 183H172V182H171ZM179 183H180V182H179ZM186 183H187V182H186ZM186 183H185V185L187 186ZM199 183H200V182H199ZM218 183L221 184V182H218ZM218 183H217V185H218ZM226 183H227V182H226ZM228 183H229V182H228ZM228 183H227V184H228ZM16 184H18V183H16ZM16 184H15V185H16ZM40 184H42V183H40ZM47 184H48V183H47ZM49 184H50V183H49ZM70 184H71V183H70ZM70 184H69V185H70ZM95 184H96V183H95ZM97 184H96V185H97ZM201 184H202V183H201ZM243 184H244V183H243ZM1 185H2V183L0 184V187H1ZM27 185H28V184H27ZM27 185H26V186H27ZM36 185L38 186V184H36ZM43 185H45V184H42V187H43ZM52 185H53V184H52ZM63 185H65V184H63ZM69 185H68V186H69ZM103 185H104V184H103ZM107 185H108V184H107ZM202 185H204V184H202ZM209 185H210V184H209ZM217 185H215V186H217ZM240 185H241V182H240ZM8 186H9V188H10V184H9ZM12 186H13V185H12ZM17 186H18V185H17ZM22 186H23V185H22ZM24 186H25V184H24ZM59 186H60V185H59ZM59 186H58V187H59ZM70 186H71V185H70ZM148 186L150 187V185H148ZM168 186H171V185H168ZM168 186H167V187H168ZM204 186H205V185H204ZM218 186H220V185H218ZM20 187H21V186H20ZM38 187H39V186H38ZM38 187H37V188H38ZM64 187H65V186H64ZM114 187H115V186H114ZM205 187H207V186H205ZM212 187H213V186H212ZM212 187H210V188H212ZM236 187H237V186H236ZM249 187H250V186H249ZM32 188H33V186L31 185V189H30L31 192H33ZM35 188H36V187H35ZM45 188H46V187H45ZM51 188H53V190H54V187H51ZM56 188H57V187H56ZM56 188H55V190H56ZM62 188H63V187H62ZM71 188H72V187H71ZM92 188H93V187H92ZM104 188H105V186H104ZM109 188H110V187H109ZM155 188H157V187H155ZM160 188H161V187H160ZM160 188L158 187V189H160ZM163 188H166V186H164ZM221 188H223V186H221ZM233 188H234V185L232 186V194H231L229 191L226 192V193H228V196H229L230 194H231V196L235 195V193H233V191H235L236 188H235V190H233ZM239 188H240V187H239ZM57 189H58V188H57ZM65 189H66V187H65ZM68 189H70V187L66 189L67 192L69 191ZM72 189H73V188H72ZM150 189H151V187H150ZM170 189H171V188H170ZM223 189H224V188H223ZM242 189H243V188H242ZM17 190H18V189H17ZM30 190H29V191H30ZM49 190H50V189H48V191H49ZM55 190H54V191H55ZM59 190H61V188H60ZM109 190H110V189H109ZM153 190H154V189H153ZM224 190H226V189H224ZM0 191L3 192L4 190H0ZM5 191H6V190H5ZM9 191H10V190H9ZM11 191H12V189H11ZM34 191H35V190H34ZM39 191H40V190H39ZM50 191H52V190H50ZM62 191H63V190H62ZM87 191H91V188H90V190L88 189ZM106 191H107V190H106ZM163 191H165V190H163ZM191 191H192V189H191ZM60 192H61V191H60ZM60 192H59V193H60ZM64 192H65V190H64ZM97 192H98V191H97ZM147 192H148V191H147ZM161 192H162V191H161ZM161 192H160V193H161ZM201 192H202V191H201ZM6 193H7V191H6ZM34 193H35V192H34ZM91 193H93V192H91ZM107 193H108V192H107ZM158 193H159V191H158ZM158 193H157V194H158ZM160 193H159V194H160ZM16 194H17V193H16ZM16 194L14 193V196H15ZM24 194H25V193H24ZM29 194L31 195V193H29ZM55 194H56V193H55ZM87 194H89V193H87ZM163 194H164V193H163ZM220 194H221V193H220ZM224 194H225V192H224ZM1 195H2V194H1ZM1 195H0V199H1V197H3V195H2V196H1ZM26 195H27V194H26ZM30 195H29V197H30ZM35 195H36V194H35ZM49 195H50V194H49ZM63 195H64V193H63ZM65 195H66V193H65ZM67 195H69V192H68ZM91 195H92V194H91ZM143 195H144V194H143ZM11 196H12V195H11ZM31 196H32V195H31ZM54 196H55V195H54ZM54 196H53V197H54ZM56 196H57V195H56ZM110 196H111V195H110ZM113 196H116V195H113ZM128 196H129V195H128ZM166 196H167V195H166ZM180 196H181V194H180ZM221 196H222V195H221ZM231 196H229V197H231ZM236 196H237V195H236ZM236 196H235V197H236ZM244 196H245V195H244ZM34 197H35V196H34ZM64 197H65V196H64ZM158 197H159V196H158ZM219 197H220V196H219ZM223 197H226V196L224 195ZM233 197H234V196H233ZM238 197H239V196H238ZM246 197H247V195H246ZM10 198H11V197H10ZM26 198H28V196H26ZM35 198H36V197H35ZM60 198H61V197H60ZM60 198H59V199H60ZM65 198H66V197H65ZM109 198H110V197H109ZM112 198H113V197H112ZM114 198H115V197H114ZM118 198H119V197H118ZM136 198H137V197H136ZM165 198H166V197H165ZM178 198H179V196H178ZM182 198H183V197H182ZM242 198H243V197H242ZM53 199H54V198H53ZM53 199H52V200H53ZM101 199H102V198H100V199H98V200H100L101 202L104 201V199H103V200H101ZM167 199H168V198H167ZM225 199H226V198H225ZM239 199H240V198H239ZM244 199H246V198H244ZM244 199H243V201H244ZM3 200H4V198H3ZM9 200H10V199H9ZM34 200H35V199H34ZM44 200H45V199H44ZM44 200H43V202H44ZM108 200H109V199H108ZM112 200H115V199H112ZM127 200H128V199H127ZM127 200H126V201H127ZM145 200H146V199H145ZM168 200H169V199H168ZM176 200H178V199H176ZM182 200H183V199H181V201H182ZM237 200H238V199H237ZM1 201H2V200H1ZM26 201H28V199H27ZM36 201H37V198H36ZM48 201H49V200H48ZM89 201L91 202V200H89ZM123 201H125V200H123ZM128 201H131V200H128ZM132 201H133V200H132ZM194 201H196V200L192 199L191 197L186 198V199L184 200V205H185L184 207H186V209H187V207H192V206H190V205H191V203L194 202ZM227 201H228V200H227ZM229 201H230V200H229ZM233 201H234V200H233ZM247 201H248V200H247ZM8 202H9V201H8ZM8 202H7V203H8ZM109 202H110V201H109ZM120 202H122V201H120ZM133 202H134V201H133ZM169 202H172V201L169 200ZM196 202H197V201H196ZM212 202H213L212 200L208 199L207 202H206V204H207V205H210ZM245 202H246V201H245ZM0 203H1V202H0ZM11 203H12V200H11ZM110 203H111V202H110ZM123 203L125 204V202H123ZM134 203H135V202H134ZM172 203H173V202H172ZM28 204H29V203H28ZM44 204H45V203H44ZM46 204H47V202H46ZM100 204H101V203H100ZM118 204H119V202H118ZM128 204L130 205V204H132V203L130 202V203H128ZM170 204H171V203H170ZM182 204H183V202H182ZM182 204H180V205H182ZM91 205H92V204H91ZM101 205H102V204H101ZM114 205H115V204H114ZM116 205H117V204H116ZM116 205H115V206H116ZM120 205H121V204H120ZM122 205H123V204H122ZM132 205H133V204H132ZM215 205H216V204H215ZM219 205H220V203H219ZM232 205H234V204H232ZM238 205H239V204H238ZM125 206H127V204H125ZM138 206H139V205H138ZM18 207H19V206H18ZM20 207H21V206H20ZM117 207H119V205H117ZM120 207H121V206H120ZM123 207H124V206H123ZM239 207L242 208L243 206H242V207H241V206H238V207H236V208L239 209ZM40 208H41V207H40ZM226 208H227V207H226ZM226 208H225V210H226ZM233 208H234V207H233ZM19 209H20V208H19ZM47 209H48V208H47ZM47 209H46V210H47ZM119 209H120V208H119ZM124 209H125V208H124ZM166 209H167V208H166ZM168 209L170 210V212L173 210V209H171V208H169V207H168ZM181 209H182V208H181ZM242 209H244V208H242ZM21 210H22V209H21ZM24 210H26V209H24ZM27 210H28V208H27ZM27 210H26V211H27ZM32 210H33V209H32ZM114 210H115V212H116V211H118V208H117V210H116V208H115ZM114 210H111V211H114ZM182 210H183V209H182ZM232 210H233V209H232ZM235 210H237V209H235ZM240 210H241V209H240ZM4 211H5L4 205H0V215H2V213H4ZM52 211H53V209H52ZM52 211H51V212H52ZM105 211H106V210H105ZM124 211H125V210H122L123 213H125ZM126 211H127V210H126ZM226 211H227V210H226ZM13 212H14V211H13ZM21 212H22V211H21ZM23 212H24V211H23ZM28 212H29V211H28ZM30 212H31V211H30ZM47 212H48V211H47ZM91 212H92V211H91ZM107 212L109 213L110 211H107ZM164 212H167V211H164ZM170 212H169V213H166V214H170ZM26 213H27V212H26ZM31 213H32V212H31ZM36 213H37V212H36ZM45 213H46V212H45ZM92 213H93V212H92ZM108 213H107V214H108ZM116 213H117V212H116ZM116 213H115V214H116ZM123 213H122V214H123ZM129 213H130V212H129ZM235 213H236V211H235ZM235 213H234V214H235ZM22 214H25V213H22ZM32 214H33V213H32ZM48 214H49V212H48ZM117 214H118V213H117ZM175 214H176V212H175ZM184 214H185V213H184ZM195 214H196V213H195ZM227 214H228V213H227ZM28 215H29V214L27 213V216H28ZM90 215H91V214H90ZM90 215H89L88 217H85V218H89ZM104 215H105V214H104ZM196 215H197V214H196ZM240 215H241V214H240ZM20 216H21V215H20ZM38 216H39V215H38ZM43 216H44V215H42V217H43ZM48 216H49V215H48ZM74 216H75V215H74ZM79 216H80V215H79ZM113 216H114V214H113ZM117 216H118V215H115V217H117ZM120 216H121V215H119V217H120ZM180 216H181V218L183 217L182 215H180ZM184 216L186 217L187 215H184ZM197 216H198V215H197ZM227 216H228V215H227ZM0 217H1V216H0ZM3 217L7 218V213L5 214V216L3 215ZM8 217H9V216H8ZM12 217H14V216L12 215ZM24 217L26 218L25 215H24ZM72 217H73V216H72ZM80 217H81V216H80ZM95 217H96V218H95V220H96V219H97V216L95 215ZM115 217H114V218H115ZM119 217H117V218H119ZM175 217H176V216H175ZM177 217H178V216H177ZM177 217H176V218H177ZM228 217H229V216H228ZM234 217H235V216H234ZM18 218H19V217H18ZM22 218H23V217H22ZM45 218H46V217H45ZM107 218H108V217H107ZM114 218H113V219H114ZM117 218H116V219H117ZM186 218H188V217H186ZM197 218H198V217H197ZM235 218H236V217H235ZM1 219H2V217H1ZM9 219H10V217H9ZM19 219H20V218H19ZM82 219H83V218H82ZM92 219H93V218H92ZM119 219H120V218H119ZM123 219H124V218H123ZM123 219H122V220H123ZM125 219H126V218H125ZM174 219H175V218H174ZM195 219H196V218H195ZM231 219H232V218H231ZM233 219H234V218H233ZM6 220H8V218H7ZM14 220H15V219H14ZM23 220H24V218H23ZM33 220H34V218H33ZM37 220H38V219H37ZM46 220L48 221V219H46ZM51 220H52V218H51ZM97 220H98V219H97ZM188 220H189V219H188ZM198 220H199V219H198ZM198 220H195V222H197ZM212 220H214V219H212ZM0 221H1V220H0ZM2 221H3V220H2ZM2 221H1V222H2ZM55 221H56V220H55ZM81 221H82V220H81ZM83 221H84V220H83ZM120 221H121V219H120ZM120 221H119V223H120ZM125 221H126V220H125ZM125 221H123V222L125 223ZM190 221H191V220H190ZM3 222H4L3 225H5V224H6L5 221H3ZM9 222H10V221H9ZM9 222H8V223H9ZM79 222H80V221H79ZM79 222H78V223H79ZM116 222H117V221H116ZM199 222H201V221L199 220ZM202 222H203V220H202ZM202 222H201V224H202ZM240 222H241V221H240ZM12 223H13V222H12ZM38 223H39V222H37V224H38ZM44 223H45V222H44ZM44 223H43V225H44ZM54 223H55V222H54ZM66 223H67V222H66ZM87 223H88V222H87ZM95 223H96V222H95ZM95 223H94V225H95ZM114 223H115V222H114ZM165 223H166V222H165ZM165 223H163V225H164ZM173 223H174V221H173ZM229 223H230V221H229ZM1 224H2V223H1ZM80 224H81V223H80ZM89 224H90V223H89ZM91 224H92V223H91ZM96 224H97V223H96ZM105 224H106V223H105ZM115 224H116V223H115ZM189 224H190V223H189ZM199 224H200V223H199ZM217 224H218V223H217ZM10 225H11V224H10ZM13 225L15 226L16 224H13ZM28 225H29V223H28ZM30 225H31V224H30ZM50 225H51V224H50ZM50 225H49V226H50ZM84 225L86 226V224H84ZM94 225H92V226H94ZM117 225H119V224L117 223ZM161 225H162V224H161ZM166 225H167V227H169L170 225H173V224H172V223H171V224H168V223H167ZM168 225H169V226H168ZM174 225H175V224H174ZM174 225H173V226H174ZM235 225H236V224H235ZM245 225H246V224H245ZM49 226H48V230H49ZM54 226H55V225H54ZM92 226H91V227H92ZM126 226H127V225H126ZM156 226H158V225H156ZM173 226H172V227H173ZM195 226L197 227V226H198V223H197V224L195 223ZM213 226H215V225H213ZM5 227H6V226H5ZM11 227H12V226H11ZM15 227H16V226H15ZM25 227H26V226H25ZM43 227H45V226H43ZM52 227H53V226H52ZM95 227H96V225H95ZM109 227H110V226H109ZM165 227H166V226H165ZM172 227H171V228H172ZM175 227H176V226H175ZM184 227H185V226H184ZM191 227H193V226H189V225H188V228H191ZM196 227H193V228H196ZM229 227H230V226H229ZM239 227H241V226H239ZM12 228H13V227H12ZM20 228H21V225H20ZM31 228H32V227H31ZM86 228H87V226H86ZM93 228H94V227H93ZM93 228H92V229H93ZM119 228H120V227H119ZM125 228H126V227H125ZM158 228L160 229L161 226L158 227ZM158 228H157V230H158ZM171 228H169V229H171ZM188 228H187V229H188ZM198 228H199V227H198ZM198 228H197L196 230H199V229L201 230V228H199V229H198ZM205 228H206V227H205ZM212 228H213V227H212ZM0 229H3V227L0 228ZM21 229H23V228H21ZM161 229L163 230V226H162ZM166 229H168V228H166ZM166 229L163 230V233L166 231ZM187 229H185V230H187ZM202 229H204V228H202ZM36 230H37V229H36ZM54 230H55V229L53 228V231H54ZM81 230H83V229H81ZM95 230H96V228H95ZM97 230H98V229H97ZM129 230H130V229H129ZM138 230H139V229H138ZM140 230H141V229H140ZM179 230H180V229H179ZM183 230H184V229H183ZM192 230H194V229H192ZM200 230H199V231H196L197 234H199V232H200V234H201V233H204V230H205V229H204L202 232H201ZM213 230H215V229H213ZM11 231H12V229H11ZM40 231H41V230H40ZM53 231H52V232H53ZM77 231H78V230H77ZM91 231H92V230H91ZM91 231H89V232H91ZM93 231H94V229H93ZM93 231H92V232H93ZM109 231H111V230H109ZM119 231H120V230H119ZM168 231H169V230H168ZM170 231H171V230H170ZM230 231H231V230H230ZM238 231H239V230H238ZM12 232H14V230H13ZM23 232H24V231H23ZM52 232H51V233H52ZM54 232H55V231H54ZM92 232H91V234H92ZM117 232H118V231H117ZM144 232H145V231H144ZM156 232H157V231H156ZM196 232H195V233H196ZM235 232H236V231H235ZM235 232H234V233H235ZM10 233H11V232H10ZM37 233H38V231H37ZM45 233L50 234L49 231H48V232L46 231ZM68 233H69V232H68ZM74 233H75V232H74ZM97 233L100 234L99 231H98ZM159 233H161V231H160ZM166 233H167V232H166ZM168 233H169V232H168ZM176 233H178V231H176ZM181 233H182V231H181ZM220 233H221V232H220ZM18 234H19V233H18ZM78 234H79V233H78ZM80 234H81V233H80ZM139 234H140V233H139ZM139 234H138V235H139ZM148 234H150V238L152 239V237H151V233H148ZM154 234L156 235L155 232H154ZM170 234H171V233H170ZM187 234H188V233H187ZM193 234H194V233H193ZM213 234H214V233H213ZM218 234H219V233H218ZM221 234H222V233H221ZM238 234H239V233H238ZM238 234H237V235H238ZM5 235H6V234L3 235V234L1 233V230H0V239H2L3 237H6V236H7V235H6V236H5ZM22 235H23V234H21V237H22ZM38 235H39V234H38ZM51 235H53V234H51ZM69 235H70V233H69ZM81 235H82V234H81ZM95 235H96V234H95ZM118 235H119V234H118ZM118 235H117V237H118ZM140 235H141V234H140ZM140 235H139V237H140ZM152 235H153V234H152ZM181 235H182V234H181ZM47 236H48V235H47ZM47 236H45V237L47 238ZM49 236H50V235H49ZM56 236H59V235H55L54 237H51V238H55V239H56ZM72 236H73V235H72ZM171 236H172V234H171ZM176 236H177V235H176ZM183 236H184V235H183ZM198 236H200V235H198ZM203 236H205V235H203ZM214 236H215V235H214ZM96 237H98V236L96 235ZM120 237H121V236H120ZM178 237H179V236H178ZM189 237H190V236H187V238H189ZM192 237H193V235H192L190 238L193 239ZM215 237H216V236H215ZM9 238H10V237H9ZM57 238H58V237H57ZM114 238H115V236H114ZM148 238H149V236H148ZM150 238H149V239H150ZM159 238H160V237H159ZM175 238H176V237H175ZM175 238H174V240H175ZM181 238L183 239V237H181ZM187 238L185 239L186 243H187ZM194 238H195V237H194ZM216 238H217V237H216ZM238 238H239V237H238ZM22 239H26V238H23V237H22ZM42 239H43V238H42ZM48 239H50V238H48ZM61 239H63V238H61ZM64 239H65V238H64ZM66 239H67V238H66ZM66 239H65V240H66ZM93 239H94V238H93ZM98 239H99V238H98ZM103 239H104V238H103ZM3 240H5V238H4ZM10 240H11V239H10ZM37 240H38V239H36V241H37ZM40 240H41V239H40ZM40 240H38V241H40ZM46 240H47V239H46ZM71 240H72V238H71ZM78 240H80V239H78ZM95 240H96V239H95ZM119 240H120V239H119ZM121 240H122V239H121ZM154 240H155V239H154ZM160 240H162V239L160 238ZM163 240H164V239H163ZM179 240H180V239H179ZM211 240H212V239H211ZM47 241H49V240H47ZM50 241H51V239H50ZM60 241H61V240H60ZM73 241H74V240H73ZM84 241H85V240H84ZM98 241H99V243H100V241H103V240L99 239ZM98 241H97V242H98ZM107 241H108V240H107ZM128 241H129V240H128ZM138 241H139V240H138ZM141 241H142V239H141ZM1 242H3V241L1 240ZM9 242H10V241H9ZM9 242H7V243H9ZM32 242H33V241H32ZM32 242H31V243H32ZM44 242H45V240H44ZM53 242H55V240H53ZM58 242H59V241H58ZM63 242H65V241L63 240ZM66 242H67V241H66ZM103 242H104V241H103ZM163 242H165V241H163ZM11 243H13V242H11ZM51 243H52V242H51ZM88 243L90 244V246H92V244H93V243L91 244L90 241H89V242H85L84 244H85V245L87 244V247H86V248L84 247L85 249H87V248L89 249V245H88ZM105 243H106V242H105ZM114 243H115V242H114ZM127 243H128V242H127ZM131 243H132V242H131ZM160 243H161V242H160ZM165 243H166V242H165ZM189 243H190V242H189ZM189 243H188V244H189ZM211 243H212V242H211ZM214 243H215V242H214ZM3 244H4V243H3ZM35 244H36V243H35ZM35 244H34V246H35ZM80 244H82V243H80V241H79V244H78V245H80ZM101 244H103V243L101 242ZM161 244H162V243H161ZM163 244H164V243H163ZM191 244H192V243H191ZM47 245H48V243H47ZM53 245H54V243H53ZM55 245H56V244H55ZM73 245H74V244H73ZM73 245H71V248H72V249H74V248H73ZM78 245H77V246H78ZM120 245H121V244H120ZM185 245H187V244L184 243V246H185ZM24 246H25V248H27V245L24 244V242H17V241H16L14 245H12V244H11V245H7V244H6V246H4V248L2 247V249H0V264H37L38 262L36 263V258L34 259L33 255L36 254V253L38 254V252H39L38 249H37L38 252H36V251H35L34 253L32 252L33 255L30 253V254L32 255V256H31V255L27 254V252L25 253V251H24ZM30 246H33V245H30ZM30 246L28 245V247H30ZM41 246L43 247V245H41ZM49 246L51 247V245H49ZM81 246H82V245H81ZM114 246H118V245H115V244H114ZM130 246H131V245H130ZM164 246H165V245H164ZM167 246H168V245H167ZM201 246H202V245H201ZM44 247H45V246H44ZM44 247H43V248H44ZM47 247H48V246H46V248H47ZM52 247L54 248V246H52ZM52 247H51V248H52ZM56 247H57V246H56ZM65 247H66V245H65ZM75 247H76V246H75ZM78 247H79V246H78ZM82 247H83V246H82ZM100 247H102V246L100 245ZM123 247H124V246H123ZM123 247H121V249H122ZM135 247H136V246H135ZM185 247H186V246H185ZM202 247H203V246H202ZM210 247H211V246H210ZM221 247H222V246H221ZM221 247H220V248H221ZM53 248H52V249H53ZM166 248H167V247H166ZM183 248H184V247H183ZM226 248H227V247H226ZM29 249H31V248H29ZM59 249H60V248H59ZM101 249H102V252H101V253H103V251L105 250V248L102 247ZM117 249H119V248L117 247ZM215 249H216V248H215ZM39 250H40V248H39ZM76 250H77V248H76ZM76 250H75V251H76ZM92 250H95V249H92ZM92 250H91V252H92ZM114 250H115V249H114ZM136 250H137V249H136ZM136 250H134V251H136ZM210 250H211V249H210ZM26 251H27V250H26ZM40 251H41V250H40ZM79 251H80V250H79ZM108 251L110 252L109 247H108ZM112 251H113V249H112ZM112 251H111V252H112ZM118 251H119V250H118ZM122 251H123V250H122ZM122 251H120V252H122ZM125 251H126V250H124L123 252H125ZM131 251H133V250H131ZM165 251H166V250H165ZM41 252H43V251H41ZM51 252H52V251H51ZM94 252H96V251H94ZM94 252H92V255H94V254H93ZM142 252H143V251H142ZM150 252H151V251H150ZM150 252H149V254H148L149 257L152 256V255H150V254H152V253H150ZM43 253H44V252H43ZM46 253H47V252L45 251V253H44L45 255H42V256H46ZM58 253H59V252H58ZM97 253H98V252H97ZM131 253H132V252H131ZM136 253H138V252H136ZM136 253L133 252L132 255H130V254H127V255H126V254L124 253L125 255L122 254V255H123L122 258H124V260H126V259L128 258V256L130 255V258L132 257V260L129 259V258H128V259H129V262H131V261H133L134 258H135V259L137 258ZM153 253H154V252H153ZM37 254H36L35 257H38ZM76 254H77V253H76ZM88 254H90V253H88ZM88 254H87V255H88ZM143 254H144V255H147V253H146V254L143 253ZM143 254H142V255H143ZM39 255H41V254H39ZM57 255L59 256V254H57ZM95 255H96V254H95ZM134 255H135V257L133 258ZM144 255H143V256H144ZM48 256H49V255H48ZM64 256H66V255H64ZM111 256H112V255H111ZM153 256H154V254H153ZM62 257H63V256H62ZM85 257H87V256H85ZM85 257H84V258H85ZM125 257H126V258H125ZM144 257H146V256H144ZM98 258H99V257H98ZM120 258H121V255H120ZM151 258H153V257H151ZM154 258H155V257H154ZM154 258H153V259H154ZM156 258H157V257H156ZM39 259H40V258H39ZM71 259H72V258H71ZM85 259H86V258H85ZM85 259H84V260H85ZM93 259H95L96 262H97V258H93ZM99 259H100V258H99ZM135 259H134V263H135V264L140 263V262L136 263V262H135ZM44 260H45V259H44ZM86 260H87V259H86ZM122 260H123V259H122ZM122 260H121V261L119 260V261H117V262H119V263H120V262H123ZM145 260H146V259H145ZM154 260H155V259H154ZM51 261H52V260H51ZM51 261H50V263H51ZM73 261H74V260H73ZM73 261H72V262H73ZM90 261H91V260H90ZM148 261H149V258H148ZM43 262H44V261H43ZM57 262H58V261H57ZM91 262H92V261H91ZM93 262H94V261H93ZM93 262H92V263H93ZM115 262H116V261H115ZM117 262H116V264H119V263H117ZM55 263H56V262H55ZM127 263H128V261L126 262V264H127ZM231 263H232V262H231ZM236 263H237V261H236ZM72 264H73V263H72ZM90 264H91V263H90ZM112 264H113V261H112ZM123 264H125V263L123 262ZM147 264H149V263L147 262Z\"/></svg>",
  "mask_w": 264,
  "mask_h": 264
}]
</instances>
